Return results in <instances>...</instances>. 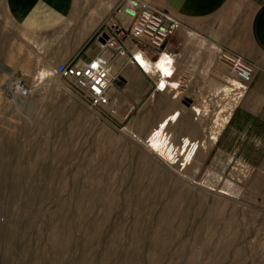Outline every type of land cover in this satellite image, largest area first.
I'll list each match as a JSON object with an SVG mask.
<instances>
[{"label":"rangeland","instance_id":"1","mask_svg":"<svg viewBox=\"0 0 264 264\" xmlns=\"http://www.w3.org/2000/svg\"><path fill=\"white\" fill-rule=\"evenodd\" d=\"M27 40L0 20V57L15 67H0V264H264V172L220 160L210 139L229 104L218 91L225 81L193 120L185 97L194 93L156 92L131 105L120 78L105 121L63 79L37 78ZM211 47L212 68L230 78ZM13 77L35 84L19 103L4 88ZM173 108L170 133L189 131L204 143L198 152L188 139L175 149L165 119L140 135Z\"/></svg>","mask_w":264,"mask_h":264},{"label":"crops","instance_id":"2","mask_svg":"<svg viewBox=\"0 0 264 264\" xmlns=\"http://www.w3.org/2000/svg\"><path fill=\"white\" fill-rule=\"evenodd\" d=\"M144 1L167 10L181 21V26L163 48V52L171 57V67L174 70L170 78L177 87H167L162 91L194 93L191 99L185 97L192 101L190 109L203 106L210 99L208 95L213 90L216 91L217 85L222 81L227 83L218 89L222 93L228 91L233 80L236 81L230 70L226 77H231L223 79L212 68V45L240 55L253 64L255 72L251 83L230 116L225 121L221 120L214 140L217 139L220 160L235 156L236 164L242 171L264 172V0ZM119 2L120 0H0V20H9L17 28L18 37L22 40L23 35L28 37L27 54L34 61L32 66H39L38 70L45 68L48 75H51L53 67L58 63L72 59L88 61L99 52L97 34L103 23L112 25L117 21L118 17L113 10ZM8 35L6 32L5 36ZM191 36L200 39L203 47L192 41ZM208 44L210 46L206 47ZM1 57L5 62L0 63V67L9 75H14L15 67L9 65L12 58L7 53ZM13 65L16 66L15 63ZM112 66H118V58L113 59ZM120 76L124 96L129 104L133 105L146 97L155 98L156 92L152 93L153 82L136 63L125 64L120 69ZM156 84L162 86L159 81ZM179 116L178 108L157 114L147 123V132L139 134L146 136L165 119L166 135L173 141L175 149H181V139H188L190 144L187 149L195 142L199 144L198 152L204 143L190 137L189 131L178 130L173 135L170 133V126L178 122ZM143 119V115L139 116V123Z\"/></svg>","mask_w":264,"mask_h":264},{"label":"built area","instance_id":"3","mask_svg":"<svg viewBox=\"0 0 264 264\" xmlns=\"http://www.w3.org/2000/svg\"><path fill=\"white\" fill-rule=\"evenodd\" d=\"M113 13L117 15V21L112 25L103 23L97 34L96 41L100 50L96 55L88 61L72 59L58 63L50 75L66 81V89L71 93L73 91L80 103L96 118L105 121L116 113V100L111 94V89L120 79V69L125 64L139 65L154 84L152 93L163 92L161 87L156 85L153 74L148 73L139 63L137 52L147 60L154 61L163 53L168 39L181 26V21L170 12L154 7L144 0H120ZM115 58H118V66L113 68L112 61ZM218 58L239 81L238 85L231 86L228 94L223 95H229V104L221 111L224 113L222 121H225L251 83L255 67L240 55L227 50L219 49ZM32 86H27L23 80L15 78L9 84L7 82L4 88L26 97ZM195 107L191 109L194 120L201 114L200 107Z\"/></svg>","mask_w":264,"mask_h":264},{"label":"bare ground","instance_id":"4","mask_svg":"<svg viewBox=\"0 0 264 264\" xmlns=\"http://www.w3.org/2000/svg\"><path fill=\"white\" fill-rule=\"evenodd\" d=\"M171 57L168 54H165L164 52L159 55L157 59L154 61H149L145 57L139 54L137 52V59L139 63L146 69L148 73H152L155 75V79L159 81V83L162 85L161 89L164 90L165 88H173L177 87L176 83L174 84V81L171 80V75L173 73V69L171 67ZM52 72V71H51ZM48 76V73L45 69H39L37 73V78L44 79ZM14 79L16 77H13ZM236 79V78H235ZM11 81V80H10ZM9 80H7L8 84L10 83ZM236 81L239 84V81L236 79ZM5 82V83H7ZM238 84H231L229 86V89L227 92H224V94H228L231 90L232 85H238ZM157 85V84H156ZM159 87V86H158ZM7 88V87H6ZM6 92L12 99L16 100L17 103H19L21 100L19 98V95L15 92L10 91L9 89H6ZM21 97V96H20ZM214 139L215 137H211Z\"/></svg>","mask_w":264,"mask_h":264},{"label":"clouds","instance_id":"5","mask_svg":"<svg viewBox=\"0 0 264 264\" xmlns=\"http://www.w3.org/2000/svg\"><path fill=\"white\" fill-rule=\"evenodd\" d=\"M95 66V65H94Z\"/></svg>","mask_w":264,"mask_h":264}]
</instances>
